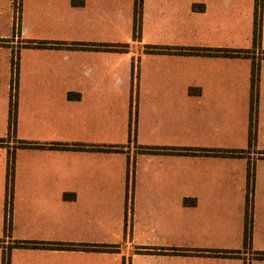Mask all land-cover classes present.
Instances as JSON below:
<instances>
[{
	"label": "crops",
	"instance_id": "obj_1",
	"mask_svg": "<svg viewBox=\"0 0 264 264\" xmlns=\"http://www.w3.org/2000/svg\"><path fill=\"white\" fill-rule=\"evenodd\" d=\"M139 1L0 0V264H264V5Z\"/></svg>",
	"mask_w": 264,
	"mask_h": 264
},
{
	"label": "trees",
	"instance_id": "obj_2",
	"mask_svg": "<svg viewBox=\"0 0 264 264\" xmlns=\"http://www.w3.org/2000/svg\"><path fill=\"white\" fill-rule=\"evenodd\" d=\"M135 15H134V37L137 35L138 31V25H139V11H140V1L136 0L135 2ZM254 32H253V41L254 43H258L260 41V34H261V0H256L255 1V9H254ZM181 53H184L183 51H179ZM202 53V54H207V55H228V56H240L242 53L237 51H222V50H197V51H189L187 53ZM257 80H258V69L254 65L252 68V74H251V116H250V122H249V142L251 143L254 138H255V130H256V124L254 120V110H255V103H256V94H257ZM15 104L11 106L12 109V119L10 122V125L14 126L15 121H16V110H15ZM2 142V141H0ZM199 153H205L204 150L199 151ZM218 152L216 151H206V155H217ZM223 155H233L235 154L234 152H226L222 153ZM11 191V189H10ZM245 241L248 242L250 240L251 236V230L250 227L247 226L245 227Z\"/></svg>",
	"mask_w": 264,
	"mask_h": 264
},
{
	"label": "rangeland",
	"instance_id": "obj_3",
	"mask_svg": "<svg viewBox=\"0 0 264 264\" xmlns=\"http://www.w3.org/2000/svg\"><path fill=\"white\" fill-rule=\"evenodd\" d=\"M15 1H16V5H17L19 0H14V3H15ZM255 1L256 0H254V9H255ZM263 5H264V0H261V11H262ZM17 28H18V26H17ZM16 32H17V29H16ZM253 47L257 48L258 47L257 43H253ZM11 65H12V87H13L12 89H14L13 90L14 91L13 94L15 96V84H16L17 74H18V55H17V51H15V53L12 54ZM14 101H15V98H14ZM13 104H15V102ZM11 129H12V127L10 125V130ZM10 170H11V168H10ZM11 187H12L11 184H9L6 187L5 193H4L5 199H6V197H7V199H9L8 202H7V204H8V209H7L8 218L11 216V201H10V199L12 197V192L10 191ZM244 243L247 244V242L245 241V236H244Z\"/></svg>",
	"mask_w": 264,
	"mask_h": 264
}]
</instances>
